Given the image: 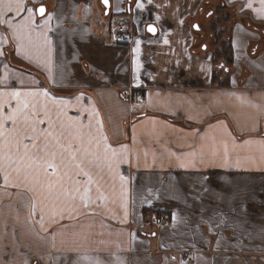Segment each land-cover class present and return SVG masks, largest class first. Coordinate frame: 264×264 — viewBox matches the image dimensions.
Returning a JSON list of instances; mask_svg holds the SVG:
<instances>
[{"label": "crops", "instance_id": "0c3cea01", "mask_svg": "<svg viewBox=\"0 0 264 264\" xmlns=\"http://www.w3.org/2000/svg\"><path fill=\"white\" fill-rule=\"evenodd\" d=\"M26 2L46 12L0 18L24 25L0 22V92L38 93V128L74 125L89 154L35 192L0 173V264H264L261 0ZM225 13L232 60L214 79ZM123 15L129 38L111 41Z\"/></svg>", "mask_w": 264, "mask_h": 264}, {"label": "snow or ice", "instance_id": "6c2138e0", "mask_svg": "<svg viewBox=\"0 0 264 264\" xmlns=\"http://www.w3.org/2000/svg\"><path fill=\"white\" fill-rule=\"evenodd\" d=\"M104 3L107 5L108 0H104ZM261 3L264 4V0H261ZM13 12L16 16L27 12L24 20L25 23H28L32 21L34 12L44 16L46 9L43 6L37 9L29 8L26 0H0V18ZM48 19L50 20L51 16ZM0 22L13 28L14 33L24 27L21 24L13 26L11 20L8 19H0ZM148 30L155 32V28L151 25ZM0 55H3L2 51H0ZM37 95L38 93L35 92L19 90L0 92V173L4 174V182L8 184L9 172L6 169H11L18 177L23 178L24 184L28 186V191L32 192L38 190L43 180H47L53 175L59 176L61 166L66 169V160L69 156L72 160H76V154L79 152H82L86 158L89 154V149L85 147L83 139L74 125H61V128L68 132L67 137L62 132L54 135L50 130L38 128V125L45 124L44 116L48 115L47 110L45 109L41 115L36 102L26 99ZM43 95L47 96L48 93L44 92ZM5 97L8 98L7 101H5ZM12 100H15L14 106ZM47 123L48 129L55 128V124L50 118ZM41 134H43V138ZM69 138L79 140V146L68 143ZM41 139L43 142L38 143ZM84 174L88 175L87 172ZM12 186L19 187L20 185L13 184ZM49 188H51V184H49ZM84 206L87 207V203ZM32 207L34 209L35 205L33 204ZM223 222V220L220 221V223Z\"/></svg>", "mask_w": 264, "mask_h": 264}, {"label": "trees", "instance_id": "16d2710c", "mask_svg": "<svg viewBox=\"0 0 264 264\" xmlns=\"http://www.w3.org/2000/svg\"><path fill=\"white\" fill-rule=\"evenodd\" d=\"M228 18L229 15L225 13L223 16H219V19L215 22L209 23V34L211 35L210 46L212 48V61L214 66L212 77L214 79L218 78L220 74L223 73L222 71H227L228 65L232 60V48L228 36L225 35L227 30L225 31L224 25H222L223 21H227ZM251 25L255 28L257 27V25H253L252 23ZM257 47L258 45L251 46V52H254ZM219 84H227V75L222 79V81H220ZM157 215H160V213H157Z\"/></svg>", "mask_w": 264, "mask_h": 264}, {"label": "built area", "instance_id": "2783aa9c", "mask_svg": "<svg viewBox=\"0 0 264 264\" xmlns=\"http://www.w3.org/2000/svg\"><path fill=\"white\" fill-rule=\"evenodd\" d=\"M128 22L129 18L127 16H119L115 22L114 28L111 32V41L114 42H123L129 38V30H128ZM143 97L141 92H137L134 96V99H141ZM167 215H162L161 220L158 221L157 228L160 229L162 227L163 222L167 220ZM192 259V254L186 253L181 256V261H189Z\"/></svg>", "mask_w": 264, "mask_h": 264}, {"label": "water", "instance_id": "95a60500", "mask_svg": "<svg viewBox=\"0 0 264 264\" xmlns=\"http://www.w3.org/2000/svg\"><path fill=\"white\" fill-rule=\"evenodd\" d=\"M104 4H105V3H104ZM40 6H43V7L45 8V6H44L43 4H39V5L36 6L35 9L39 8ZM105 6L107 7V6H108V3H107V5L105 4ZM36 13L39 15L38 12H36ZM149 26H150V25L147 26V29L149 28ZM193 27H194V28H197V27H198L197 23H194Z\"/></svg>", "mask_w": 264, "mask_h": 264}, {"label": "rangeland", "instance_id": "374dc122", "mask_svg": "<svg viewBox=\"0 0 264 264\" xmlns=\"http://www.w3.org/2000/svg\"><path fill=\"white\" fill-rule=\"evenodd\" d=\"M115 25V24H114ZM156 230V229H155Z\"/></svg>", "mask_w": 264, "mask_h": 264}, {"label": "flooded vegetation", "instance_id": "af4514ba", "mask_svg": "<svg viewBox=\"0 0 264 264\" xmlns=\"http://www.w3.org/2000/svg\"><path fill=\"white\" fill-rule=\"evenodd\" d=\"M161 218V217H160Z\"/></svg>", "mask_w": 264, "mask_h": 264}]
</instances>
